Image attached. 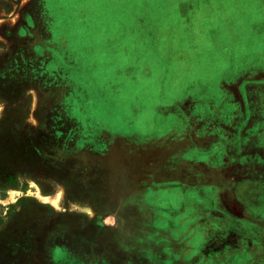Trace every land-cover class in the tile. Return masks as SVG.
Segmentation results:
<instances>
[{
	"label": "rangeland",
	"instance_id": "rangeland-1",
	"mask_svg": "<svg viewBox=\"0 0 264 264\" xmlns=\"http://www.w3.org/2000/svg\"><path fill=\"white\" fill-rule=\"evenodd\" d=\"M176 1L0 0V264H264L261 1Z\"/></svg>",
	"mask_w": 264,
	"mask_h": 264
},
{
	"label": "crops",
	"instance_id": "crops-1",
	"mask_svg": "<svg viewBox=\"0 0 264 264\" xmlns=\"http://www.w3.org/2000/svg\"><path fill=\"white\" fill-rule=\"evenodd\" d=\"M183 2H208V0H205V1H203V0H182ZM181 1V2H182ZM261 2H258V4H259V7L262 9V14L264 13V0H260ZM175 2H177L176 0H175ZM262 17V18H261ZM260 19L259 20H261L260 21V24H261V26L260 27H258L257 28V32H258V30H259V32L258 33H260V34H264V15L263 16H260L259 17ZM252 21L253 20H255L254 18H252L251 19ZM256 21V20H255ZM253 63V62H252ZM233 104L235 105V102H233ZM241 104V106H239V105H237V107L236 108H234V110L229 114V113H227V115H228V117H227V123H228V129H229V124H231V125H233V127H234V131H239V133L238 134H241V131L242 132H245L242 136L243 137H248V138H250V137H255V136H259V137H261L262 135L264 136V133L262 134L261 132L262 131H264V130H262V128H261V122L259 121V126L258 127H255V128H253V129H250V130H248L247 132H246V127H247V125H246V122H247V116L248 115H250V113H252V104H248L249 106L247 107L246 106V103H240ZM262 104V103H261ZM233 105V106H234ZM259 105H260V103H259ZM234 114H237L238 116H239V114H240V123H238L237 124V126H235V118L233 119V116H234ZM259 114H263L264 115V112L262 111V109H261V105H260V108H259ZM250 120H251V116H249V118H248V121L250 122ZM242 122V123H241ZM263 122H264V120H263ZM161 129H158L157 131H160ZM156 132V131H155ZM167 132L169 133L170 132V130H167ZM167 132H166V129H164V130H161L159 133H160V135H164V134H167ZM236 133V132H235ZM235 133H233L234 135H235ZM259 134H261V135H259ZM153 136V135H152ZM150 137L151 136H146V135H144V134H136V136H135V138H133L132 139V142H131V144H132V147L134 148H137L136 150H133L132 152H131V155H130V159L133 161V160H135V161H138L141 157H142V154H143V151H148L150 148L149 147H152L151 146V144H156L155 142H148V138L150 139ZM258 144H260V142L258 143ZM262 146H264V144L262 145ZM232 147H233V150H232V152H236V150H234L235 148V145H232ZM253 147V146H252ZM251 147V145H250V142H243V145H240V149H239V151L241 152V153H243L244 155L243 156H245V151H246V149L247 148H249V149H251L252 148ZM254 147H257V148H260L261 146H258L257 144L254 146ZM140 149H142V150H140ZM228 151H229V147H228ZM247 151H250V150H247ZM243 159H244V162H246V161H248V159L247 158H245V157H243ZM215 164H218V162L217 161H215ZM256 196V195H255ZM259 200H264V193H260V196H259V198H258ZM246 213L248 214V216L249 217H253V218H255L254 220L257 222V223H259V225H258V228H254V230L255 231H257L258 232V238H250L249 240L246 238V233L247 232H245L244 231V233H243V240H242V243L243 244H245V243H247V241L249 242V241H251V242H256V243H264V224L263 223H261V220H263L264 219V210L262 211V215L261 216H254L253 214H255V212H254V210H252V209H248L247 211H246ZM253 227V226H252ZM253 242V243H254ZM260 245V244H259Z\"/></svg>",
	"mask_w": 264,
	"mask_h": 264
}]
</instances>
